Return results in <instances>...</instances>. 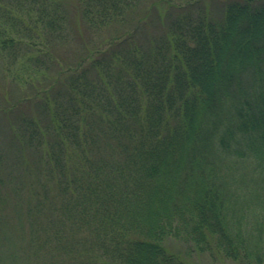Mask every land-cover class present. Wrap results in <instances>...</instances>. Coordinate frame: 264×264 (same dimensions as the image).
<instances>
[{
	"label": "trees",
	"instance_id": "trees-1",
	"mask_svg": "<svg viewBox=\"0 0 264 264\" xmlns=\"http://www.w3.org/2000/svg\"><path fill=\"white\" fill-rule=\"evenodd\" d=\"M204 1L75 0L78 28L64 0H0V221L33 262L264 264V0Z\"/></svg>",
	"mask_w": 264,
	"mask_h": 264
},
{
	"label": "rangeland",
	"instance_id": "rangeland-1",
	"mask_svg": "<svg viewBox=\"0 0 264 264\" xmlns=\"http://www.w3.org/2000/svg\"><path fill=\"white\" fill-rule=\"evenodd\" d=\"M174 3H183L184 0H172ZM66 7L69 10L70 17L72 20L75 19V25L78 26V14L76 11L75 0H64ZM206 11L209 16L213 18H219L222 13V6L220 5L219 0H205L204 1ZM163 6V5H162ZM162 20V21H161ZM126 23H130V21ZM155 23H147L145 29L141 31V36L146 37L152 34H156L162 28L163 15L161 17L155 15ZM126 28V27H125ZM82 30V27H81ZM77 47L73 46V49ZM13 87L7 86L2 79H0V105H4L7 100L17 96V92L12 89ZM14 91V93H13ZM17 114H21L20 110L15 111ZM15 114H9L7 112L0 111V154L2 155V160L5 163V166L10 168L14 164L17 167V163L13 160L12 156L15 155L11 151V146L9 145L12 126L15 122ZM14 121V122H13ZM16 170V168H15ZM12 175L14 174L10 171ZM13 207L6 206L3 220L4 222L3 229H0V264H37L33 262L29 256L25 253H22V249L25 245V240L23 238V229L15 220L16 213L12 211ZM170 249H183L184 243L178 239H168L165 244ZM190 262L192 264H234L229 259H224L222 257L211 258L207 254L197 253L194 254Z\"/></svg>",
	"mask_w": 264,
	"mask_h": 264
}]
</instances>
